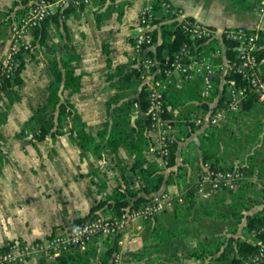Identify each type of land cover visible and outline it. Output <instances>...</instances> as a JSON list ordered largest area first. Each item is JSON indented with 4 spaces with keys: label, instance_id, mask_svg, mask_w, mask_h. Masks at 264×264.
<instances>
[{
    "label": "crops",
    "instance_id": "crops-1",
    "mask_svg": "<svg viewBox=\"0 0 264 264\" xmlns=\"http://www.w3.org/2000/svg\"><path fill=\"white\" fill-rule=\"evenodd\" d=\"M152 1L92 0L86 5L72 3L67 12L57 20L49 19L42 39V26L26 35L25 38L31 45V55L25 56V67L20 73L22 82L14 85L9 93L0 91V98H4L3 95L6 94L9 99L16 96L17 100H10V104L6 102V123L0 126V147L7 146L8 142L16 147L14 154H7L6 148L4 153H0V248L14 239L31 241L69 228L74 219L85 216L98 200L111 192L117 176L134 175L130 169L134 157L126 148L121 147L112 160L111 156L108 158L109 162L118 166L123 161L121 171H114L111 176L107 174L105 179H95L97 174L93 170L94 156L82 150L70 138L67 125L65 133L52 141L53 153L48 156L38 153L26 155L19 148L23 139H8L4 135H8L10 128H13V111L18 110L21 105L24 107L31 100L33 108L29 111V116L36 112L45 99L46 89L52 78V63L58 62L60 65L62 59L70 56L74 57L70 62L72 68L81 75L80 88L71 95L65 91L63 96L73 103L87 130L95 132L102 126L107 115L123 101L136 98L141 85L132 80L126 82L123 74L131 72L137 65L132 59V46L138 30V15L143 5ZM166 1L181 8L188 19L202 25L216 29L242 27L256 35L258 32L264 33V0ZM30 2L32 0H0V58H4L9 49V26L23 14ZM166 22L172 20L165 18L154 22L151 28L158 32V40L148 49H153L159 43L160 27ZM218 45L225 53L223 44ZM262 67L264 68V58ZM223 76H220L221 81ZM114 97L121 99L108 107V101ZM129 109L132 120L142 114L137 101ZM185 109L182 107V110ZM199 111L193 110L189 116L198 114ZM90 115L95 119H91ZM259 118L264 129L261 104L244 116V139L246 135L256 132L255 121ZM262 134L259 133L258 137ZM189 138L178 143L177 164L182 162L187 144L190 141L198 142ZM250 145L258 147L259 142L252 141ZM43 157L47 159H42ZM190 167L192 166H188L189 169ZM246 180L258 183L255 193L257 198H261V193L264 194L261 186L264 185V171L259 173L256 169L250 178H244ZM262 208L264 203L256 204L247 213L258 212ZM156 222H137L134 219L129 222V227L135 228L132 229L134 231L131 230L133 235L127 234L128 232L121 236L97 235L82 250L91 253L90 264H101L109 247H112L113 255L108 264H111L118 252L122 264H152L147 260L148 257H157L149 229ZM50 261L49 257L41 256L20 264H50ZM183 263L199 264L193 259H184ZM256 264H264V261Z\"/></svg>",
    "mask_w": 264,
    "mask_h": 264
},
{
    "label": "trees",
    "instance_id": "trees-1",
    "mask_svg": "<svg viewBox=\"0 0 264 264\" xmlns=\"http://www.w3.org/2000/svg\"><path fill=\"white\" fill-rule=\"evenodd\" d=\"M71 5L72 3L62 11L55 12L52 17H46L36 27L42 26L41 39L44 37L45 27L49 19L57 20L61 14L67 12ZM152 7L155 15L154 22L166 18L158 0L152 1ZM152 35L154 41H157L158 32L152 30ZM159 38V43L153 49L146 51L147 54L156 56L159 61L163 59L164 55H173L179 51L184 43L193 44L176 21L163 23L160 27ZM211 42L213 43L212 40L202 44L198 41L195 42L198 54L207 53L213 47ZM255 43L257 45L255 49L258 60L257 71L259 76L264 79V68L262 67L264 33L258 32ZM224 46L226 58L230 61L235 59V44L224 41ZM27 54L31 55V48L19 52L14 74L5 81L1 91L9 93L14 85L22 82L20 73L25 67ZM73 58L70 56L67 59H62L60 65L58 62L52 63V78L47 86L45 99L27 123L31 120L37 123L49 121L50 130L55 127L51 131L53 138L64 134L67 125L70 138L76 141L82 150L90 152L95 161L100 163L102 160H108L109 156L112 160L113 155H116L121 147L126 148L134 157L130 169L138 183L134 186L129 182L126 174H120L117 176L111 192L105 198L98 200L85 216L74 219L69 228L65 230L53 232L46 237L35 240L47 239L63 231L76 229L90 218L106 213L111 214L112 217H120L123 213L140 207L147 203L152 196L164 191L166 185L172 181L169 174H175L179 177L178 173L185 170V167L188 168L194 164H196V170L200 176L206 170L205 164H208V168L212 170L237 169L245 179L250 178L256 169L259 173L264 171L262 120L259 118L255 121L254 127L257 130L254 134L246 135L244 142L240 139L243 135L240 128L241 124L244 123L243 117L260 105L256 95L251 91L244 97L241 109L232 112L226 122L217 127L205 126L200 128L188 121L190 112L193 110H200V113L209 108L208 101H203L200 94V80L184 81L180 87L172 85L166 89L163 94L164 111L162 116L169 119L170 125L174 127L167 158V166L171 171L167 174L162 168L157 169V163L147 155L150 146L153 145V139L149 135L150 117L147 115V84L142 83L139 79L140 66L135 65L131 72L123 74V79L126 82L132 80V82L141 85L138 96L123 101L116 110L107 115L102 126L92 132L86 129L81 115L69 98L63 96L65 91L71 95L80 88L81 75L75 73L70 64ZM222 61L223 57H219L214 62L218 64ZM220 76L217 73L213 77L215 87L213 97L209 100L220 95L219 103H222L226 98V88L230 83L249 87L248 81L238 74L227 73L223 76L222 81ZM157 77L163 78V75ZM120 99V97L111 98L108 101V107L112 105V102L115 101L116 103ZM136 101L142 114L132 120L129 106L132 107ZM182 107L186 109L182 110ZM261 107L263 106L261 105ZM233 120H238L241 124L236 125V127L231 126ZM235 131L239 132L238 136ZM195 133H198L199 141L197 143L190 141L187 144V151L183 155L182 162L177 164L178 143ZM228 133V139H221L222 135ZM259 133H263L261 137H258ZM256 140L259 142L258 147L250 145V142L256 143ZM220 142L223 143L222 150H220ZM190 151H193L191 156L189 155ZM93 168L94 174H99L98 166ZM257 186L256 181L246 180L244 181V191L222 187L210 195L209 198L212 199L197 200L199 194L197 187L192 184L188 185L184 191L174 197L171 208H166L145 221L148 223L152 220L155 222L158 220L156 225L153 223L154 225L152 224L149 229L157 258L149 256L147 260L153 262L152 264H176V262L182 264L184 259H193L199 264H241L244 259L257 254L259 248L264 246V208L258 212L247 213L254 205L264 203L263 193H261V198H257L255 193ZM261 186H263L264 192V185ZM181 211L184 215L183 219L179 217ZM15 241L22 242L14 239L8 243ZM4 249L5 246L0 248V250ZM112 255L113 249L109 247L101 259V264H108ZM45 256L50 258V264H90L91 253L88 250L84 251L72 247L66 252ZM262 261L264 259L260 262Z\"/></svg>",
    "mask_w": 264,
    "mask_h": 264
},
{
    "label": "built area",
    "instance_id": "built-area-1",
    "mask_svg": "<svg viewBox=\"0 0 264 264\" xmlns=\"http://www.w3.org/2000/svg\"><path fill=\"white\" fill-rule=\"evenodd\" d=\"M91 2L92 0H32L23 14L9 26V49L5 57L0 58V91L5 81L14 74L19 52L31 47L25 38L28 33L39 26L46 17L56 11H62L70 3L86 5ZM158 2L166 18L176 21L193 43H184L179 51L173 55H164L161 61L156 56L147 54V49L155 43L151 28L155 15L152 3L143 5L138 15V30L132 46L134 50L132 59L140 66L139 79L147 84V115L150 117L149 135L153 139L152 150L159 155L162 163L167 165L174 127L170 125L169 119L162 116L163 94L166 89L172 85L180 87L184 81L199 79L201 97L203 101H208L209 108L189 116L188 121L195 127H217L226 122L232 112L241 109L242 101L249 91L256 95L258 103L264 108V79L257 71L255 33L242 27L216 29L202 25L188 19L181 8L172 6L168 1L158 0ZM1 16L0 13V19ZM211 40L213 47L207 53L199 55L194 43L198 41L202 44ZM224 41L235 44L236 58L231 61L226 58L224 51H221L222 48L218 47V43L225 47ZM219 57H223V61L217 64L214 61ZM217 73L238 74L248 81L249 87L230 83L222 103H219L220 95L209 100L213 97L215 87L213 77ZM158 75H163V78L157 77ZM205 167L198 189L207 194L222 187L236 190L244 179L237 169L212 170L208 168V164H205ZM173 199L174 196L168 193H159L152 196L147 203L132 212L123 213L120 217L96 216L76 229L63 231L47 239L8 243L4 250H0V264H20L29 259L60 254L72 247L83 249L91 236L113 235L131 220L148 218L171 207ZM262 259H264V246H261L254 256L244 259L241 264H256ZM111 264H120L117 254Z\"/></svg>",
    "mask_w": 264,
    "mask_h": 264
},
{
    "label": "rangeland",
    "instance_id": "rangeland-1",
    "mask_svg": "<svg viewBox=\"0 0 264 264\" xmlns=\"http://www.w3.org/2000/svg\"><path fill=\"white\" fill-rule=\"evenodd\" d=\"M3 96H4V98H0V126H2V125L4 126V124L6 123V122H4L6 120V107H5L6 102L8 101V104H10L9 102H12L14 100L17 101L16 100V96L13 97V99L12 98L9 99L8 95H6V94H4ZM10 100H12V101H10ZM25 102H26V98H25ZM21 104H23V103H21ZM32 108H33L32 107V102L30 100V101H28L25 104L24 107L21 105L20 108H18V110L13 111L12 115H13L14 122H12V123L10 122V123L14 124V126H12L13 128H10V130L8 131V135H4V137H7L8 139H13V140H15L16 138L23 139L24 142H23L22 145H19V148H22V152H24L26 155L35 154V153H38L39 155L41 154L42 156L43 155H47V156L48 155H52V153H53V151H52V141L54 140V138L51 136V131H53L55 127H52L51 130H50L49 121H47L46 123H44V122L37 123L34 120H31V121H29V123H27V121L31 117V116H29L30 113H31L29 111L32 110ZM90 117H91V119H95V117L93 115H90ZM243 120H244V117H243ZM234 122H233V125H231V126H235L236 127V125L241 124L240 121H238V120H236ZM240 128L243 131V135H242V137L240 139H241V141L244 142V123L241 124ZM235 132H236V134L238 136L239 132L238 131H235ZM4 134H6V133H4ZM181 136H183V135H181ZM239 137H240V135H239ZM225 138L226 139L229 138V133L222 135L221 139H225ZM189 139L199 141L200 137H198V133H195ZM182 141H184V140H182ZM220 143H221L220 150H222L223 149V143L222 142H220ZM6 144H7V146L3 145V146H1L2 148L0 147V153H2V152L4 153L5 148H6L7 149V152H6L7 154H14L15 151H16V147L14 145H12L11 143H9V142L6 143ZM13 149H15V150L12 151ZM186 151L187 150L185 148L184 153H186ZM192 153H193V151H190L189 155L191 156ZM147 155H148V157L151 160H153V161H155L157 163V165H156L157 169H161L162 168L163 170L166 171L165 173H167V174L170 173L171 169L169 168V166L164 165L162 163L161 158L159 157V155L152 150V145L150 146ZM42 159L46 160L47 157L46 158L43 157ZM8 160H10V157H8ZM122 162L123 161H121V164L118 166L117 164H114V162L111 163V162H109L106 159H105V161H102L101 163L95 161L94 164H93L94 165L93 167L97 168V166H98L97 169L99 170V174L94 176L95 179L101 178V177L105 179V178H107V176H106L107 174H109L111 176L114 173V171L115 172L116 171L117 172L121 171V169H122L121 166H123ZM195 167H196V164H194V166L190 167V169L185 167V170H183L180 173H178L179 177L176 176L175 174H173V175L169 174V176L172 177V181L169 182L166 185L165 190L162 191L161 193H168V194L176 197L182 191H184L185 188L188 185L192 184V185H194V187H197V191L199 193L198 196H197V200L212 199V198H209V197H211L210 195L213 194L216 191L211 192V194H207V193H204L202 191H199L198 186H199V182H200L201 176L198 174V172H197ZM128 180L134 186L138 183V181L135 179L134 175H129L128 174ZM240 189L244 191V179H243V181L240 183L239 187L235 191L240 190ZM169 208H171V207H169ZM134 210L135 209H133L132 211H134ZM132 211H130V212H132ZM102 216L115 218V217H112L111 214H109V213H106V214H104ZM179 217H180V219L184 218V215L182 214V211L180 212ZM148 218L140 217V218H136L135 220H137V222H145ZM131 221H129V222H131ZM132 229H135V228H132L131 226L129 227V223H127V224H125L123 226V228H121L117 232V235L121 236L125 232H128L127 234H129V235H133L132 234L133 232H131ZM132 231H134V230H132ZM143 232L145 233V231H143ZM95 236H97V235L91 236L90 240L92 238H94ZM106 236H111V235H106ZM116 254L119 256V263L122 264V258H121L120 253L118 252V253H115V255ZM126 264H127V262H126ZM186 264H189V263H186Z\"/></svg>",
    "mask_w": 264,
    "mask_h": 264
}]
</instances>
